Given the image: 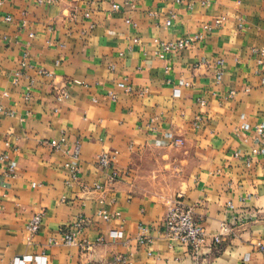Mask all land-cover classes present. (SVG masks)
Here are the masks:
<instances>
[{"label": "crops", "instance_id": "crops-1", "mask_svg": "<svg viewBox=\"0 0 264 264\" xmlns=\"http://www.w3.org/2000/svg\"><path fill=\"white\" fill-rule=\"evenodd\" d=\"M183 39L188 48H167ZM260 125L264 0H0V148L16 166L6 177L0 164V264H107L118 255L130 264H264ZM62 139L67 147L54 149ZM75 143L76 181L67 166ZM113 151V167L101 171L98 156ZM177 197L211 237L228 203L244 224L195 257L164 233ZM82 214L79 244L60 242ZM140 226L151 246L138 242Z\"/></svg>", "mask_w": 264, "mask_h": 264}, {"label": "built area", "instance_id": "built-area-1", "mask_svg": "<svg viewBox=\"0 0 264 264\" xmlns=\"http://www.w3.org/2000/svg\"><path fill=\"white\" fill-rule=\"evenodd\" d=\"M52 1V0H49ZM115 10H118V6H114ZM8 22L11 21V18L6 19ZM225 19L216 20L212 25L206 27V30L212 31L214 28L221 27L224 23ZM167 26H171V21L167 22ZM33 36V35H32ZM192 43V40H179L175 42H170L167 44V48L172 51H179L188 48ZM220 66L221 73L222 68L224 66V62L220 61L218 63ZM51 77V75H49ZM67 98L66 91H61L59 94L60 100H65ZM256 135L259 137H264V126L260 125L256 127ZM51 145L54 149L59 150L62 147H67L68 141L66 139H62L60 141H52ZM73 152L68 151L67 153L70 154V158L72 162L68 164V168L70 170L71 177L74 181L78 180L79 178V168L74 163L80 156V144H74ZM119 155L118 151H113L112 153H103L98 156L97 165L101 171L110 170L113 167L115 160ZM8 155L0 148V164L3 165L4 170L6 172V177H14L16 166L8 161ZM114 176V175H113ZM96 190H101V185H95L94 187ZM228 208L230 211V216L227 220L221 223L220 233L214 236H209L202 224L201 218L196 217L194 209L186 205L181 198H174L170 199L167 204L166 208V215L164 219V233L167 239L175 242L179 246L187 247L190 249L192 254L195 257L202 255L205 249H215L219 250L223 245L225 238L231 236L232 233L239 227L242 226L244 223L237 217L236 215L232 214L233 210L235 209L232 203H228ZM101 217L105 220H109L110 216L105 212L101 211L99 213ZM43 217L42 215L38 214L34 216L31 221L26 226V231L31 235H36L39 233L42 225ZM89 222V219L85 215H79L77 217L76 222L72 225L69 231H64L61 229L62 239L60 242L64 243L65 245H78V236L82 234L85 226ZM139 235L137 240L140 244L152 245V239L146 236L144 233L146 230L143 226L139 227ZM110 237L113 240H123L124 233L119 231H113L110 233ZM50 244H58L54 238L50 239ZM258 251L264 253V243L258 242L256 245ZM19 264H47V259L44 256L41 257H23V259L19 260ZM107 264H130L126 257L122 255L115 256L112 261L108 262Z\"/></svg>", "mask_w": 264, "mask_h": 264}]
</instances>
